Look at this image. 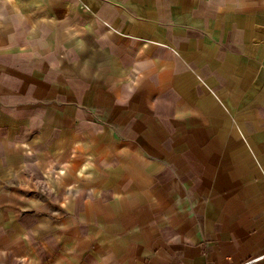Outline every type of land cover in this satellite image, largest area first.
<instances>
[{
    "label": "crops",
    "instance_id": "crops-1",
    "mask_svg": "<svg viewBox=\"0 0 264 264\" xmlns=\"http://www.w3.org/2000/svg\"><path fill=\"white\" fill-rule=\"evenodd\" d=\"M264 264V0H0V264Z\"/></svg>",
    "mask_w": 264,
    "mask_h": 264
},
{
    "label": "built area",
    "instance_id": "built-area-1",
    "mask_svg": "<svg viewBox=\"0 0 264 264\" xmlns=\"http://www.w3.org/2000/svg\"><path fill=\"white\" fill-rule=\"evenodd\" d=\"M259 259H260V258L253 259L252 261H249V262L246 263V264H252L253 262H257V261H259Z\"/></svg>",
    "mask_w": 264,
    "mask_h": 264
}]
</instances>
